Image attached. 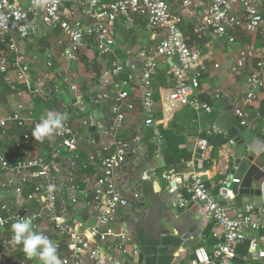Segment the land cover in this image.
<instances>
[{
    "label": "built area",
    "instance_id": "built-area-1",
    "mask_svg": "<svg viewBox=\"0 0 264 264\" xmlns=\"http://www.w3.org/2000/svg\"><path fill=\"white\" fill-rule=\"evenodd\" d=\"M135 15L144 18L149 27L156 29L159 38L135 71L125 72L124 61L120 59L108 64L107 73L112 77L110 86L97 96L98 99L113 101L110 125L104 130L103 149L106 153L100 161L92 193H85V203L94 212L95 222L85 226L82 222L64 218L58 210L61 184H58L56 171L38 155L35 147H25L24 144L33 137L32 132L26 130L14 142V149L21 153L15 162H10L0 151V190L11 193V198L15 200L13 207L0 203V264H11L10 248L14 245L11 224L25 217L31 218L34 230L52 240L57 249L65 246L73 264H81L84 258L92 264H111L117 252H126L127 233L122 226L116 229L115 225L117 210L126 208L128 199L121 194L116 170L125 160L128 149L137 146L141 138L135 135L126 140L120 137L119 131L126 114L136 109L144 114V126L155 129L158 125V102L152 88V76L158 68V60L174 61L168 71L174 79L167 102L172 111L183 106L195 111L210 109L198 98L204 60L200 50L192 49L188 44L180 26L184 19L193 22L195 32L210 30L216 38L230 44L235 42V31L241 30L248 35L249 40L238 49L229 69L238 76L243 73L246 63L253 62L245 93L248 102H253L258 91L264 87V0H0V76L11 91H17L16 79L26 83L34 80L39 93L45 97L48 92L46 82L42 77L31 75V61L41 62L47 68L59 60L79 62L80 52L87 48L91 50L92 57L102 59L112 52L117 21L123 19L128 23ZM30 19L32 23L28 22ZM29 29L36 31V36H46L58 29L62 36L57 41L59 53L44 51L28 56L24 44L31 42L34 35L29 34ZM218 67L214 64V68ZM61 78L76 94L77 110L83 112L86 103L79 88L71 83L70 75ZM213 95L220 97V91L216 90ZM22 109V104L14 101L11 113L0 117V135L13 123L25 126L28 122L33 131L42 117L23 116ZM233 112L239 123L246 126L245 112L239 108ZM90 124L88 117L79 122L85 128ZM261 132L264 136V125ZM155 133L160 136L157 130ZM45 140L58 142L70 152L72 163L67 165L63 188L75 190L82 133L66 120L60 134H53ZM90 143L96 144V141L91 139ZM197 146L201 157L210 147L204 138L198 140ZM199 167L202 168L201 162ZM205 174L203 169L193 170L187 196L179 195L175 201L178 205L188 201L199 204L216 237L210 251L201 245L193 249L191 264H233L238 245L246 240L253 249H257L256 256L264 258V248L258 247L264 243V203L257 208H237L230 212L206 184ZM33 176L38 183L34 191L24 197L22 184L30 182ZM161 176L170 181L178 178L171 172ZM25 200H32L37 207L29 208L24 204ZM71 201L78 203L76 197H71ZM42 215L46 221L43 228L40 223ZM16 264L25 262L19 260Z\"/></svg>",
    "mask_w": 264,
    "mask_h": 264
},
{
    "label": "crops",
    "instance_id": "crops-1",
    "mask_svg": "<svg viewBox=\"0 0 264 264\" xmlns=\"http://www.w3.org/2000/svg\"><path fill=\"white\" fill-rule=\"evenodd\" d=\"M180 26L187 36L189 46L200 50L204 60L198 98L210 109L194 110L195 113L191 115L188 107L174 111L168 107V94L174 85L173 76L168 71L174 61L160 58L158 68L152 76V88L154 95H157L155 97L158 102L157 111L160 113L158 125L155 129L144 126V114L139 109L126 114L119 135L126 140L140 135L141 142L131 150V153L135 156L139 145H142L144 157V162L139 161L136 165L131 162L126 170L116 171L120 189L126 194L128 201L143 197L136 218H132L128 213V206L117 210L115 227L118 229L122 226L125 229L128 241L125 244L126 252H117L116 256L121 262L126 261V264H191L193 249L196 246L201 245L208 251L212 249L216 237L212 233L211 223L203 216L201 206L193 201H188L184 205L175 202L179 195L187 196L190 173L193 170L206 171L204 177L206 184L230 212L237 208H257L264 203V192L258 195L253 192L235 194L223 184L240 158L251 152L241 134L242 127L234 115V109L239 108L245 112L246 128L261 132L264 125V87L258 91L253 102L245 99L253 62L246 63L243 73L238 76L233 75L229 69L238 49L249 40V36L241 30L235 31L233 33L235 42L230 44L224 39L216 38L210 30L195 32L191 20L184 19ZM116 30L117 36L112 52L100 60L103 69L99 75L86 69L84 64L83 59L93 58L89 48L80 52L79 62L69 63L59 60L50 68L45 67L41 62H30L31 75L45 80L48 90L45 97L48 94H51V97L55 96L62 106L61 112L46 106L44 101L48 97L41 96L34 80L29 83L19 82L21 84L17 86V91H11L0 76V117L11 113L12 104L17 101L23 106L21 110L23 116L41 118L49 111L64 113L67 114V120L71 125L82 133L79 161L85 166H78L75 170L77 204L72 203L69 189L63 188L67 167H63L62 163L64 157L70 158V152L63 148L64 151L58 154L55 150L57 146H61L58 144L56 146V142L46 140L41 142L34 137L24 145L35 147L38 155L53 165L58 184H61L58 190V210L64 218L71 222H82L85 226H91L95 222L94 212L85 203V193H92L100 161L106 153L103 149L104 130L110 125V106L113 101L109 98H97L104 90H108L112 80L107 73L108 64L120 59L124 61L125 72L135 71L141 59L149 54L150 48L159 38L156 29L149 27L146 20L137 15L128 23L123 19L118 20ZM38 37L40 36L32 35L33 40L24 44L28 56L44 51L59 53L57 41L62 36L58 29L51 31L48 38L49 45L40 50H37L34 40ZM127 51L130 53L128 54ZM214 64H218L219 67L214 68ZM32 68L33 72H31ZM63 75H70L71 83L79 88L86 103L83 112L77 110L76 94L63 82L61 78ZM216 90L220 91V97L213 95ZM87 117L91 119V124L86 128L80 126V120ZM90 126H95V129L89 131ZM168 129L172 134L170 147L162 133V130ZM26 130L32 132V126L28 122L25 126L13 123L0 135V151L12 163L17 157H21V153L14 149V142L21 138ZM155 130L160 136L156 135ZM204 133H220L226 139L215 155L211 154L212 146L209 144L210 147L201 157L197 142L204 138L201 135ZM91 139H94L96 144H91ZM199 162L202 168L199 167ZM166 172H171L178 178L175 181L167 180L161 176ZM33 180L34 176L30 183L34 182ZM133 188L137 191L134 195L130 194ZM11 197V193L0 190V203L15 206V200ZM24 204L31 209L37 207L32 200H25ZM40 223L42 228L46 226L43 215L40 217ZM258 247L264 248V243H260ZM256 250L250 246L249 240L239 244L233 264H264V258H258ZM23 253L21 245H12L10 263L16 264L19 260H23L25 264H40L35 258H29ZM57 254L60 264H73L65 246L57 249ZM81 264L92 263L84 258Z\"/></svg>",
    "mask_w": 264,
    "mask_h": 264
},
{
    "label": "water",
    "instance_id": "water-1",
    "mask_svg": "<svg viewBox=\"0 0 264 264\" xmlns=\"http://www.w3.org/2000/svg\"><path fill=\"white\" fill-rule=\"evenodd\" d=\"M33 20H29V23H32ZM45 28V27H44ZM29 34L37 35L36 31L29 29ZM242 127L241 134L244 137L245 143L249 145L250 154L240 158V161L234 166L233 169L229 172L226 183L224 186L229 188L233 193L237 194L238 192L243 194H248L253 192L258 195L264 192V136L262 132L257 130H250L239 123ZM95 126H90L89 131H93ZM248 136V137H247ZM142 145H139L138 153L134 156L131 153V148L128 149L126 158L122 162L119 168L116 171L126 170L127 165L130 166L131 162L134 165L138 164L139 161L144 162L143 149ZM64 162L62 163L63 167H67L68 163H72L70 158L64 157ZM124 179V178H122ZM135 189L130 190V194H136ZM69 194L72 198L76 197L77 192L75 190L69 189ZM122 196L127 197L126 194L121 191ZM143 203V197L140 196L136 200H129V214L132 218L138 216V211L140 210V205ZM37 262H40L38 258H35ZM136 258L134 259V261ZM111 264H126V261H122L120 258L115 256Z\"/></svg>",
    "mask_w": 264,
    "mask_h": 264
},
{
    "label": "clouds",
    "instance_id": "clouds-1",
    "mask_svg": "<svg viewBox=\"0 0 264 264\" xmlns=\"http://www.w3.org/2000/svg\"><path fill=\"white\" fill-rule=\"evenodd\" d=\"M67 114L49 111L45 114L32 131L37 141H44L53 134H60L67 120ZM12 241L21 245L29 258H38L40 264H60L56 244L42 233L35 231L32 219L25 217L11 224Z\"/></svg>",
    "mask_w": 264,
    "mask_h": 264
},
{
    "label": "trees",
    "instance_id": "trees-1",
    "mask_svg": "<svg viewBox=\"0 0 264 264\" xmlns=\"http://www.w3.org/2000/svg\"><path fill=\"white\" fill-rule=\"evenodd\" d=\"M48 38H49V35H46V36H40L38 38H35L34 40L36 41V44H38L39 42H44L43 44L45 45V44H48L47 43ZM100 60H102V59H99L97 56H93V58L91 60H86V62H85L86 69H88L89 71H93L96 75H99L100 72H102V69H103V66H102L103 64H102V62ZM7 90H9V89H7ZM156 96L157 95L155 94L154 97H156ZM47 97H48V99H46L44 101L46 106L49 109H53L55 111L61 112L62 111L61 110L62 106L57 102L56 97L55 96L51 97V94H48ZM47 97H45V98H47ZM87 101H90V100L87 99ZM183 107H188V109L190 110L189 114L193 115L195 113L194 110L191 107H189V106H183ZM183 107H181V108H183ZM159 116H160V113H159V111H157L156 112V117H159ZM170 131H171L170 129L162 130V133L166 137L167 142H169V147H170V141L172 139L171 138L172 134H171ZM201 135L204 138H206L208 140V143L212 146V151H211L212 155H215L216 152H217V149L219 148V146L226 141V139L220 133H204V134H201ZM57 144L59 145L58 142H56V146H57ZM55 151H57V153L60 154L64 150H63V148L57 146ZM182 152H184V151H182ZM81 165L82 164L80 163V161L77 162V167L81 166ZM52 169L54 170L53 165H52ZM33 181L34 182H31V183L30 182H26V183L24 182L23 184L21 182H19V183L22 184V194H23L24 197H26L28 194H30V193H32L34 191V188H35V186L37 185L38 182H37V179H34ZM89 198H90V195H89ZM23 254H25V253H23Z\"/></svg>",
    "mask_w": 264,
    "mask_h": 264
},
{
    "label": "rangeland",
    "instance_id": "rangeland-1",
    "mask_svg": "<svg viewBox=\"0 0 264 264\" xmlns=\"http://www.w3.org/2000/svg\"><path fill=\"white\" fill-rule=\"evenodd\" d=\"M52 41H54V38L52 39ZM44 42H39L38 44H36L37 45V50H40L41 48H43L45 45L47 46V45H49V42L47 41V43L48 44H43ZM84 60V64H85V62H86V60L85 59H83ZM34 71V69L32 68L31 69V72H33ZM16 82H17V86H19L21 83H19V79H16Z\"/></svg>",
    "mask_w": 264,
    "mask_h": 264
}]
</instances>
